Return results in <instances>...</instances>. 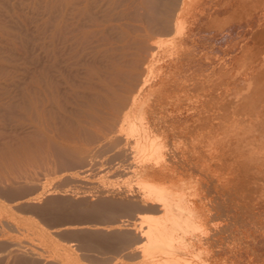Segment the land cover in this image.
<instances>
[{
  "label": "bare ground",
  "instance_id": "bare-ground-1",
  "mask_svg": "<svg viewBox=\"0 0 264 264\" xmlns=\"http://www.w3.org/2000/svg\"><path fill=\"white\" fill-rule=\"evenodd\" d=\"M172 3L133 0L139 13L115 44L87 0H51L49 17L26 25L36 32L27 81L22 67L3 72L24 20L20 0H0L2 253L37 264H264V0ZM109 152L125 161L112 168L124 187L75 206L102 214L75 230L107 246L43 249L15 211L45 196L62 206L67 197L50 186L57 173ZM226 201L240 204L232 215L252 235L225 242L217 232Z\"/></svg>",
  "mask_w": 264,
  "mask_h": 264
},
{
  "label": "rangeland",
  "instance_id": "rangeland-1",
  "mask_svg": "<svg viewBox=\"0 0 264 264\" xmlns=\"http://www.w3.org/2000/svg\"><path fill=\"white\" fill-rule=\"evenodd\" d=\"M21 1V13L23 17V23L24 27L20 29V34L22 36V39H20L16 44V50H11L7 52V59H6V65L3 69V72L17 76L16 73H19L22 71L19 69V67H22L25 69L24 75L27 79V81L32 79L36 66H35V37L36 32L33 28H28L26 25L28 23H40L43 20H46L50 13H51V0H20ZM166 2V0H159L160 7L163 8V4ZM171 4L172 0H171ZM87 5L89 8V12L95 16V18L100 22L101 24V30L105 34V31L108 30L107 35L110 37L111 41H115V44L121 43L123 39L122 35V25H128L131 23L138 15L139 9L133 6V0H87ZM156 31L164 30L166 29V26H160V28H155ZM130 31L132 32V29L130 28ZM23 72V71H22ZM16 74V75H15ZM15 87V88H14ZM30 89V87H28ZM18 89L16 86H13V88L10 87V91L12 94H16ZM14 92V93H13ZM7 116V115H6ZM13 116V115H11ZM8 117H5V121L8 122L6 119ZM88 159V158H87ZM85 160L81 163H75L71 164L67 167L68 171L67 173H73V175H66L67 173L59 174L57 173V177L55 178L56 181L52 182L50 186L52 189H55V192L58 193L56 195V198H61L60 194L64 195L66 198V202L62 204V206H59L58 204L53 205V207H48L50 196H45L43 199L38 202L36 205H34L31 209L26 208L17 210L19 212H16L13 210L11 213H18L17 215L14 213V216L18 215L20 218H23L25 220L21 221L20 224L23 227L22 229H27L28 234L32 236L33 239H37L42 241L40 242L43 246V249H54V247L48 246L51 244H48V242H53V246H56L58 248L57 244L61 243L64 244L67 241L71 244L72 242L76 243L77 245L84 246V244H90L91 246H94L93 243H95V246H100V249H103L107 246L105 244V241H98L96 236V233L93 231L92 234H90V230H82V233L78 230L82 227H89L92 224L96 223H103L106 220L102 221L104 218L102 217V214L100 217L94 214V212L90 213V211H78L77 208H75L76 204L81 200H87V204L94 203L101 199L104 194H102V189L105 187H112L115 186V190L117 191V188L120 190L121 186L124 187V181H127V178L122 173H119L118 170H113L114 166L117 164L125 165V161L121 158L117 159L114 158L113 153L109 152L107 153L106 157L99 163L97 162H91L90 160ZM113 168V169H112ZM109 170V171H108ZM108 171V172H106ZM69 173V174H70ZM45 174H43L44 176ZM61 175V176H60ZM124 175V176H123ZM42 176V174H41ZM40 176V177H41ZM42 176V177H43ZM53 176V175H52ZM39 177V178H40ZM129 181L133 180V178H129ZM133 183V182H132ZM119 191V190H118ZM235 191V190H234ZM34 192V189L32 187L28 189H23L21 191H18V194L14 195L15 198L18 197H25L31 196ZM13 194L11 195H3L5 200L9 197L10 199H13ZM230 194V192H227V195ZM60 196V197H57ZM229 197L228 199H230ZM2 199V200H3ZM216 201L219 200L218 197H215ZM68 200V201H67ZM59 207H58V206ZM240 205V204H239ZM239 205H235V202L226 201L225 208L221 211L219 210V216H217L218 220L216 221L217 232L220 231L222 238L225 239V242H231L234 238L233 236L237 235L241 236L240 232H244L246 235L247 233L252 232L251 230H248L246 233V230L248 229L245 226V221L240 216H237V214L232 215L235 208ZM219 206V203L217 201L216 207ZM220 208V207H219ZM226 210V213H225ZM28 211V212H27ZM264 212V210H263ZM98 214V213H97ZM19 218V217H18ZM30 221L34 223L33 226L29 224ZM14 221V220H13ZM80 227V228H79ZM59 228V230H58ZM247 228V229H246ZM62 229H66L65 231ZM72 229V230H71ZM77 231H76V230ZM56 230H58L56 232ZM62 230V231H60ZM69 230V231H68ZM89 232L90 235L86 236V233H83V231ZM24 232V230H21ZM250 231V232H249ZM2 232V231H1ZM0 232V233H1ZM53 232L54 235H51ZM61 232V233H59ZM94 233V235H93ZM244 233L241 236L244 237ZM5 234V232H4ZM253 234V233H252ZM251 233L249 235H252ZM248 235V236H249ZM85 239V243L81 240V238ZM6 237V236H4ZM3 236L1 238H4ZM90 237V238H89ZM94 237V239H92ZM233 239H232V238ZM80 238V240H79ZM54 241H51V240ZM231 239V240H230ZM236 239V237H235ZM50 240V241H48ZM76 240L81 241L79 243L76 242ZM89 240V242H88ZM47 241V244L45 243ZM38 242V244H39ZM67 242V243H68ZM45 243L44 247L43 244ZM100 243V245H98ZM4 244V243H3ZM37 244V243H36ZM55 244V245H54ZM60 244V245H61ZM97 244V245H96ZM102 245H105L104 247ZM40 246V247H42ZM103 247V248H101ZM55 248V249H56ZM9 249V248H8ZM54 249V250H55ZM47 251V250H46ZM53 251V250H52ZM57 251V250H55ZM0 264H30L31 261L32 264H37V261H34L32 258L29 259V256H10L7 251L5 253H2V249H0ZM15 257V258H14ZM30 260V261H29ZM34 261V262H33ZM42 264V263H41ZM45 264V263H43ZM47 264V263H46Z\"/></svg>",
  "mask_w": 264,
  "mask_h": 264
}]
</instances>
